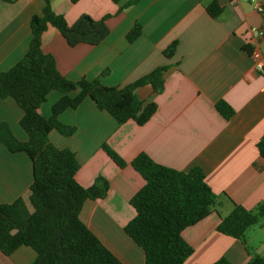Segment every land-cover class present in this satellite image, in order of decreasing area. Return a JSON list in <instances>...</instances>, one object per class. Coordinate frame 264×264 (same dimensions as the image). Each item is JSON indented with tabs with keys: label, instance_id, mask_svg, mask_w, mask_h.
Wrapping results in <instances>:
<instances>
[{
	"label": "crops",
	"instance_id": "0c3cea01",
	"mask_svg": "<svg viewBox=\"0 0 264 264\" xmlns=\"http://www.w3.org/2000/svg\"><path fill=\"white\" fill-rule=\"evenodd\" d=\"M213 0H51L55 12L72 24L86 13L96 19L106 15L108 37L99 44L71 46L60 30L49 24L42 34V48L55 56L60 72L71 80L99 79L104 85L122 87L159 66L164 71V89L151 84L136 89L144 101H155L157 111L145 123L130 119L120 124L107 110L86 98L78 107L59 116L76 126L70 136L53 130L49 137L59 148L77 154V181L91 186L99 175L109 181L108 194L88 199L81 218L124 263L144 264L145 252L125 231L136 210L131 197L145 184L132 165L141 152L156 162L178 169L198 166L218 195L214 211L183 230L194 252L184 264H211L221 257L245 264L264 255V216L251 227L247 242L218 231L221 219L234 203L256 210L264 203V156L258 142L264 137V75L254 68L252 54L264 55V42L253 27L264 26V14L251 0H217L222 7L213 17L207 5ZM45 0H0V71L24 57L32 37L31 19L42 14ZM136 23L142 32L130 41ZM177 42L173 55L165 50ZM74 94V93H73ZM62 96L52 90L39 111L51 115ZM224 101L233 109L227 118L217 108ZM23 110L12 98L0 96V121L9 124L22 141ZM115 149L127 162L119 166L103 149ZM33 162L25 152H12L0 141V203L18 197L29 202ZM36 257L30 246H20L11 255L0 250V264H29Z\"/></svg>",
	"mask_w": 264,
	"mask_h": 264
},
{
	"label": "trees",
	"instance_id": "16d2710c",
	"mask_svg": "<svg viewBox=\"0 0 264 264\" xmlns=\"http://www.w3.org/2000/svg\"><path fill=\"white\" fill-rule=\"evenodd\" d=\"M207 10L218 17L222 7L213 0ZM108 17L96 19L84 13L70 24L63 14L54 11L51 0H45L43 13L31 19L28 51L13 67L0 71V96L12 97L22 108L20 123L28 136L20 140L7 122L0 121V141L12 152L27 153L33 162L29 202L18 197L0 203V250L5 255L26 245L36 252L29 264H124L81 218L86 200L108 194L109 181L99 175L91 186L81 185L76 179L80 168L76 152L57 147L49 135L53 130L66 136L74 134L76 126L62 122L59 116L88 97L120 124L130 119L145 124L157 111V103L142 100L136 89L151 84L155 92H161L167 66H159L122 87L107 86L97 78H67L58 69L55 56L42 48V34L49 24L56 26L71 46L99 44L110 33ZM141 32V24L136 23L127 37L133 41ZM176 46L174 41L165 54L173 55ZM52 90L60 91L62 96L46 117L39 107ZM217 108L227 118L233 114L224 101L218 102ZM102 147L119 166L127 164L111 146L105 143ZM258 147L264 156V137ZM132 165L142 174L145 184L130 199L136 213L125 225L126 233L143 248L144 264H184L194 247L184 238L183 230L210 215L218 195L206 182L201 167L178 170L156 162L145 152L139 153ZM263 216L264 203L256 210L234 203L217 229L246 243L247 231L261 224ZM211 264L234 263L221 257ZM245 264H264V255L255 254Z\"/></svg>",
	"mask_w": 264,
	"mask_h": 264
},
{
	"label": "built area",
	"instance_id": "2783aa9c",
	"mask_svg": "<svg viewBox=\"0 0 264 264\" xmlns=\"http://www.w3.org/2000/svg\"><path fill=\"white\" fill-rule=\"evenodd\" d=\"M251 3L258 12L264 14V0H251ZM252 32L256 33L264 42V26L253 27ZM252 57L255 70L264 75V55L257 49Z\"/></svg>",
	"mask_w": 264,
	"mask_h": 264
},
{
	"label": "rangeland",
	"instance_id": "374dc122",
	"mask_svg": "<svg viewBox=\"0 0 264 264\" xmlns=\"http://www.w3.org/2000/svg\"><path fill=\"white\" fill-rule=\"evenodd\" d=\"M13 131V130H12ZM15 134V133H14ZM17 137V136H16ZM18 138V137H17Z\"/></svg>",
	"mask_w": 264,
	"mask_h": 264
}]
</instances>
